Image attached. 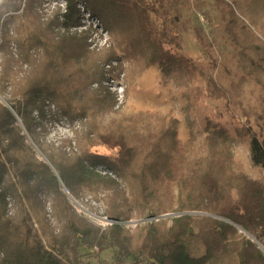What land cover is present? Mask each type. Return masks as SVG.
<instances>
[{
	"label": "trees",
	"instance_id": "obj_1",
	"mask_svg": "<svg viewBox=\"0 0 264 264\" xmlns=\"http://www.w3.org/2000/svg\"><path fill=\"white\" fill-rule=\"evenodd\" d=\"M21 1L0 0V18L18 11ZM79 1L116 33L124 52H142L162 78L189 89L192 106L210 94L238 108L245 123L235 124L236 136L249 138L251 164L264 167V43L240 18V13L247 15L264 33V0H212L240 69L258 87L255 101L247 106L233 102L240 94L237 84L229 90L218 86L181 53L182 35L190 30L204 51L210 49L201 26L187 18L190 0ZM66 2L60 15L64 29L78 23L80 12L76 0ZM11 16L9 21L17 20ZM23 20L18 31L24 62L32 63V47L41 48L43 55L9 91V60L0 73V97L25 130L0 103V264H92L93 255L105 251L112 260L100 264H264V183L250 178L236 162L227 130L212 125L200 140L190 122L188 139L182 142L177 120L158 116L154 125L140 126L143 135L137 129L128 136L122 128L100 131L96 121L111 112L107 100L111 107L113 102L111 96L103 102L88 90L99 58L91 56L85 35L67 31L56 38L58 21L43 27L29 5ZM45 101L70 119L92 121L80 154L40 144L32 113L35 109L43 115ZM253 126L259 134L252 133ZM102 165L115 177L102 174ZM46 195L48 202L40 199ZM86 196L102 203L100 215L110 225H96L76 210L71 198L98 216L90 200L83 202ZM168 214L174 216L160 218ZM131 221L134 227L128 226Z\"/></svg>",
	"mask_w": 264,
	"mask_h": 264
},
{
	"label": "rangeland",
	"instance_id": "obj_2",
	"mask_svg": "<svg viewBox=\"0 0 264 264\" xmlns=\"http://www.w3.org/2000/svg\"><path fill=\"white\" fill-rule=\"evenodd\" d=\"M76 1L77 11L81 7L80 4L83 5L79 9V21L66 29L60 25L63 21L60 15L65 12L66 0H22L18 11L0 18L1 40L3 42L5 39L7 40L6 48L4 49L3 45L0 49V73L6 60L10 61L8 67L12 73H15L14 75L10 74V81L6 84L8 91L13 83H18L29 74L32 63L37 65L43 55L41 48H30L28 56L32 63L28 65L27 62H24L20 52L19 43L22 38L18 28L24 21L23 16L29 5L31 14L38 19V23L43 27L55 22V20L58 21L59 25L53 29L56 38L67 36V31L74 33L75 36L83 33L81 35H85L87 48L91 56L94 59L99 58L94 63V72L90 78L88 90L103 98V102L106 101V96H111L113 102V107H111V103L107 100L112 113L102 115L96 121L100 131L104 132L109 128V131H116L122 128L128 136L134 134L137 129L138 133L143 135V129L140 126L143 124L154 125L155 119L162 116L177 120V137L185 142L189 136L188 124L190 122H192L196 132L201 135L200 140L206 134L207 127L212 125L222 127L227 130L229 136L233 139L234 158L241 169L253 180L264 183V167H254L250 162L249 138H238L236 136L235 124L245 123V120L240 117L238 108H234L232 103L228 104L226 101L216 99L214 95L210 94H205L192 106V92L188 93L189 89L182 84L176 85L173 79L162 78L160 69L145 62L144 56L141 55L142 52L134 54L124 52L125 48L117 43L116 33L114 35L108 31L104 20L93 14L87 4L85 5V2ZM190 1L192 2V12L188 14L187 18L191 20V24L201 26L210 44V49L204 51L194 38L192 30H190L182 35L184 47L181 53L191 59L202 71L210 73L218 86L229 90L232 85L237 84V90L240 94L238 96L236 92L233 102H241L243 106L251 105L258 94V87L247 76L245 77L240 69L239 58L236 55L237 50L224 31V26L219 20V14L213 5V1ZM10 15L16 17L17 20L9 21L8 17ZM240 18L255 37L264 43L262 30L247 15L240 13ZM25 64L27 65L25 66ZM87 80L89 81L88 76ZM182 95H186L188 100L183 98ZM42 111L43 115L41 116L38 110L34 109L32 113L34 124H39L35 133L40 144L45 147H53L56 151L59 148L62 153L71 156L80 154L81 140L85 134L90 132L89 124L92 121L90 122V119L86 117L70 119L63 115L58 107L50 101L44 102ZM20 126L23 133H25L23 126ZM251 129L253 134H259L256 127L253 126ZM260 137L264 138V132L260 134ZM106 168L102 165L98 170L103 171L102 174L114 178V173ZM50 198L47 195L40 196V199L47 202ZM89 200L97 208L98 216L91 213V215L85 214L80 209V204L75 201V205L72 199L71 203L79 213L84 214L93 223L105 226L106 224L99 220L102 217L100 215L103 210L102 203H97L95 202L96 199L88 196L84 198L83 202L86 203ZM46 207L48 208V206ZM168 215H170L168 217L174 216L172 214ZM134 224L135 222L131 221L128 226L134 227ZM111 260L112 253L105 251L99 255L98 253L94 254L91 262L92 264H100Z\"/></svg>",
	"mask_w": 264,
	"mask_h": 264
},
{
	"label": "water",
	"instance_id": "obj_3",
	"mask_svg": "<svg viewBox=\"0 0 264 264\" xmlns=\"http://www.w3.org/2000/svg\"><path fill=\"white\" fill-rule=\"evenodd\" d=\"M0 103H2L4 106H6L12 113V115L15 117V119L17 120L18 124L21 125V122H20V119L18 118V116L16 115V113L13 111L12 107L4 100L0 97ZM31 146L33 147V149L38 153V155H40L42 157V159L50 166L51 170L53 171L54 175L58 178V181L60 182L59 180V177L56 173V171L54 170V168L52 167V165L49 163V161L40 153V151L38 150V148L32 143L30 142ZM61 183V182H60ZM62 188H64L62 186ZM71 198V197H70ZM72 199V198H71ZM73 203L76 205V202L72 199ZM80 209H82L84 211L85 214L87 215H91L90 213H88L86 210H84L81 206H80ZM170 215H165L163 217H160V218H166ZM102 218H100L99 220H101ZM103 220V219H102ZM103 221H105L106 223H108L109 225L112 223L110 220L108 219H104ZM146 220L144 221H140V222H145ZM254 241V240H253Z\"/></svg>",
	"mask_w": 264,
	"mask_h": 264
},
{
	"label": "built area",
	"instance_id": "obj_4",
	"mask_svg": "<svg viewBox=\"0 0 264 264\" xmlns=\"http://www.w3.org/2000/svg\"><path fill=\"white\" fill-rule=\"evenodd\" d=\"M80 6L82 7L83 5L82 4H80ZM81 7H79V9H81ZM66 8V7H65ZM83 9V11H84V7L82 8ZM65 10V9H64ZM4 45V42H3V40H1V35H0V49L2 48V46ZM14 55L17 57V55H16V53H14ZM27 64H25V66H26ZM37 114V113H36ZM11 207V206H10ZM9 207V208H10ZM100 218H102L103 220L105 219H107L106 217H100ZM100 220V221H102V222H104L106 225H109L108 223H106L105 221H103V220ZM105 225V226H106ZM1 258H3V254L2 253H0V259Z\"/></svg>",
	"mask_w": 264,
	"mask_h": 264
}]
</instances>
